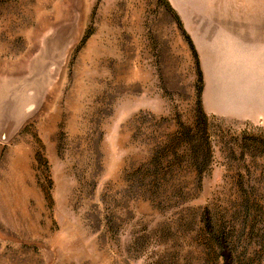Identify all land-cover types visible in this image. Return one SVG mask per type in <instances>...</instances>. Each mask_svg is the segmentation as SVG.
I'll use <instances>...</instances> for the list:
<instances>
[{"label": "rangeland", "instance_id": "obj_1", "mask_svg": "<svg viewBox=\"0 0 264 264\" xmlns=\"http://www.w3.org/2000/svg\"><path fill=\"white\" fill-rule=\"evenodd\" d=\"M233 7L264 21V0H0V264H264V122L202 96Z\"/></svg>", "mask_w": 264, "mask_h": 264}, {"label": "crops", "instance_id": "obj_2", "mask_svg": "<svg viewBox=\"0 0 264 264\" xmlns=\"http://www.w3.org/2000/svg\"><path fill=\"white\" fill-rule=\"evenodd\" d=\"M226 13L217 22L225 24L223 30H218V37H224L223 57L219 50L217 66L211 73L203 58V104L206 106V100L209 103L212 98L216 108L213 114L222 115L224 111L233 117L240 112L244 119L264 122V21H245L234 7ZM252 68L254 74L250 72ZM207 73L208 82L211 76L214 83L211 91L209 86L204 88Z\"/></svg>", "mask_w": 264, "mask_h": 264}, {"label": "trees", "instance_id": "obj_3", "mask_svg": "<svg viewBox=\"0 0 264 264\" xmlns=\"http://www.w3.org/2000/svg\"><path fill=\"white\" fill-rule=\"evenodd\" d=\"M190 159H191L192 162H193V161L195 162V161H197L199 158L197 157V154H196V156H192V155H191Z\"/></svg>", "mask_w": 264, "mask_h": 264}]
</instances>
